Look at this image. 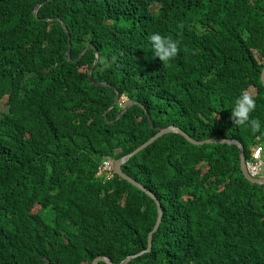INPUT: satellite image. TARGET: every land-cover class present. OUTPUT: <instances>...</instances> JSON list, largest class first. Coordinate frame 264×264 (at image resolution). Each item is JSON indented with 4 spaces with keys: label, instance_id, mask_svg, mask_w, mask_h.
Segmentation results:
<instances>
[{
    "label": "trees",
    "instance_id": "trees-1",
    "mask_svg": "<svg viewBox=\"0 0 264 264\" xmlns=\"http://www.w3.org/2000/svg\"><path fill=\"white\" fill-rule=\"evenodd\" d=\"M263 68L264 0H0V264H264V184L238 146L170 132L122 164L162 206L142 254L158 203L96 175L168 125L264 162ZM242 90L255 133L231 118Z\"/></svg>",
    "mask_w": 264,
    "mask_h": 264
},
{
    "label": "water",
    "instance_id": "water-1",
    "mask_svg": "<svg viewBox=\"0 0 264 264\" xmlns=\"http://www.w3.org/2000/svg\"><path fill=\"white\" fill-rule=\"evenodd\" d=\"M38 7H39V5H37L35 10H34V13L36 15H37ZM62 24H63L65 30L67 31L68 37H69V40H70V33L68 32V28L66 27L65 22L62 21ZM89 47H94V45L91 44V45H89ZM81 55L78 58H80ZM67 56H68V58L71 59V43L70 42H69L68 49H67ZM78 58L73 59V60L76 61ZM90 80H91V75H90ZM261 80H262V83L264 85V68H263L262 73H261ZM95 84L96 85H101V84H107V83L106 82H97ZM118 102H119V94H117L116 99H115L114 103L111 105V107H113ZM134 102L135 101H130L129 105L118 115V117L116 119L120 118L125 113V111L128 109V107L131 104H133ZM170 132H178V133L182 134L189 142H191L193 144H197V145H201V144H205V143H227V144H232V145L238 146L240 148L241 170H242L244 176L246 177V179L249 180L252 183L264 184V180H262L261 178H254L248 173L247 164H246L247 162H246V156H245V149H244L243 144L241 142H239L238 140L229 139V138H220V137L219 138L213 137V138H208V139H204V140H196V139L192 138L189 134H187L184 130H182L180 127H177V126H174V125H168V126H165V127H159L158 128V132L154 136H152L147 142H145L144 144H142L141 146L136 148L130 154H128L126 156H123V157H121V158H119V159L114 161V172L115 173H117L119 176H121L122 178H124L127 181H129L134 186H136V187L140 188L141 190L145 191L146 193H148L158 203V208H159L158 219H157V222H156L154 228L151 230V232L148 235V248L143 250V251H141L139 254H142L143 252L150 251V249L152 247V236H153L154 232L158 229L159 224L161 222L162 206H161V203L158 200V198H156L155 195L153 194V192H151L149 189H147L145 186H143L142 184L137 182L133 177L129 176L128 174H126L123 171L122 164L124 162H126L130 157L135 155L137 152H139L141 149H143L145 146L150 144L152 141L156 140L158 137L162 136L163 134L170 133ZM131 257H134V256H131ZM99 260H104L108 264H124V261L120 262V263H113L106 256H100V257L96 258L93 261L92 264H97V262Z\"/></svg>",
    "mask_w": 264,
    "mask_h": 264
},
{
    "label": "clouds",
    "instance_id": "clouds-1",
    "mask_svg": "<svg viewBox=\"0 0 264 264\" xmlns=\"http://www.w3.org/2000/svg\"><path fill=\"white\" fill-rule=\"evenodd\" d=\"M149 41L151 43L152 55L158 57L162 62L170 60L177 55V41L166 36H161L159 33L150 35ZM255 105L254 96L249 91L242 90L236 98L234 106L231 108L233 123L236 125H249L252 132H257L260 128L259 121L250 119V113L254 110Z\"/></svg>",
    "mask_w": 264,
    "mask_h": 264
},
{
    "label": "built area",
    "instance_id": "built-area-1",
    "mask_svg": "<svg viewBox=\"0 0 264 264\" xmlns=\"http://www.w3.org/2000/svg\"><path fill=\"white\" fill-rule=\"evenodd\" d=\"M248 173L254 178H264V162L261 159V148L255 150L253 160L246 163ZM97 176H104L105 179L114 175V161L111 157L105 158L98 168Z\"/></svg>",
    "mask_w": 264,
    "mask_h": 264
},
{
    "label": "rangeland",
    "instance_id": "rangeland-1",
    "mask_svg": "<svg viewBox=\"0 0 264 264\" xmlns=\"http://www.w3.org/2000/svg\"><path fill=\"white\" fill-rule=\"evenodd\" d=\"M123 100H126V98H123L122 101ZM128 105H129V101L126 102L125 106H128ZM261 179L264 180V178H261Z\"/></svg>",
    "mask_w": 264,
    "mask_h": 264
},
{
    "label": "crops",
    "instance_id": "crops-1",
    "mask_svg": "<svg viewBox=\"0 0 264 264\" xmlns=\"http://www.w3.org/2000/svg\"><path fill=\"white\" fill-rule=\"evenodd\" d=\"M123 98H125V97H122V99H123ZM123 101H125V100H123ZM129 102H130V101H129ZM126 107H127V106H125V108H126Z\"/></svg>",
    "mask_w": 264,
    "mask_h": 264
}]
</instances>
